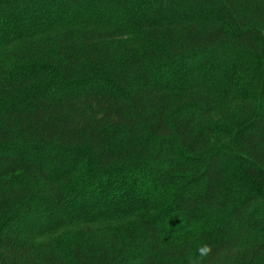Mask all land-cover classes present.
<instances>
[{"label":"trees","instance_id":"obj_1","mask_svg":"<svg viewBox=\"0 0 264 264\" xmlns=\"http://www.w3.org/2000/svg\"><path fill=\"white\" fill-rule=\"evenodd\" d=\"M0 264H264V0H0Z\"/></svg>","mask_w":264,"mask_h":264}]
</instances>
